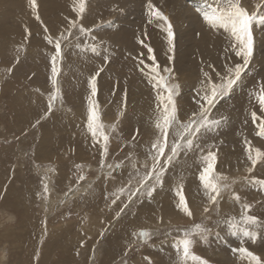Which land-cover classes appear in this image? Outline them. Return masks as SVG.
Segmentation results:
<instances>
[{
  "label": "bare ground",
  "instance_id": "obj_1",
  "mask_svg": "<svg viewBox=\"0 0 264 264\" xmlns=\"http://www.w3.org/2000/svg\"><path fill=\"white\" fill-rule=\"evenodd\" d=\"M21 1H20V3H21ZM142 1L143 0H91L89 2V4L87 3L86 12L83 16V18H85V19H83L81 21V24L83 25L84 28H88V29L92 28V26H94V23H95L94 19L97 16H100L102 12L106 14V12L109 10V12H108L109 17H107V18L112 19V22L109 23V25L103 24L104 26L99 27V29H100V30L98 29L99 31L98 30H93V31L91 30L93 34L90 35V37L92 39H95V40L99 39L100 43H102L106 47L104 50H97L96 53H93L88 48L86 50L77 49V47L73 48L70 51L71 55L67 56V62L65 65H68V66L71 65L70 67L80 66V67H82L81 70H86L87 66H89V68H90L92 66V64H94L96 66L101 65L103 67L104 66L106 67V65L110 63L108 65L109 67H107L108 69L104 70V72L102 74L103 78L97 79V85H100V86L102 85L103 87L100 89V92H98L97 95L94 97V99L96 100V102L99 105V111L101 113L102 122L106 126L105 128L107 129V131H109V129L111 130L112 125H117V126L119 125L123 128L130 125L129 127H134L133 130L137 129L139 131V135L141 132V134L144 133L143 135H145V136L137 137V138H135L136 140L134 139L135 142L133 143L132 151L131 152L125 151L126 158H120V156L117 155L118 153L115 152L119 148H116V147L113 148V146H112V149H110V151H111L112 155L118 156L120 158V160H122L123 169L121 168L122 170H121L120 174L118 175V177H115V178L108 179L106 177H102V175H101V178L96 179L99 182V183L96 182V184L95 183L91 184L90 183L91 181L89 180V177H88L89 181H87V182H89V184H91V189L89 191L90 193L88 192L89 194H87V196L84 198V201L87 202L88 205H82L83 206L82 208L86 209V211H87L89 208L88 206L91 205L93 201H95L96 199L100 200L96 197V195H100V192L102 193L103 197L107 198L106 200H104V199H102L101 196H99V197H101L100 203L103 204L104 206L99 207V209H100L99 212L90 213V211H87V212H84L83 215L81 214L82 217H80V219L78 221L81 225L76 230H74L75 228H72L73 223H71V222L70 223H64L61 225H60V223H58V224H55L54 226H51V229L54 232L59 231V233L58 234L54 233L51 236L50 244L53 246V248L51 247L52 249H50L49 247H47L46 249L43 248V249H45V250H43V252H44V258L42 260L43 262L47 263L48 261H50L51 258H54V256L56 255V251H59V254H58L59 256L61 253H65V250H63V249H66V245L72 244V246H76L77 243L79 244L81 239H83V238L86 241H91L92 239H94L96 236L99 235L100 227H102L106 221L107 222L110 221V223L112 222L109 225L114 227L117 231L120 230V229H118L120 227H117V226H119L118 223L120 224V222H118L119 218L116 219L117 217L116 218L113 217V215H114L113 213L116 210V208H118L120 206V204L123 203V201H124L122 195L120 196L121 193H119L118 191H120L121 188L127 189L126 192L128 190L131 191V189L128 188V185H129V183H131V185L133 187L135 183L129 182L128 177L131 178V177H133V175H136L138 173L139 174H141V172L144 173V171H145V169L143 167L144 163L150 162L147 159V158H150V156L147 155L148 147H151L152 143L154 142V140L158 136V131L154 127V118L155 117L150 116V111H151V113L152 112L155 113L154 109H155V104H156V90L153 88L152 84H150L149 86L146 85L149 82H148L147 76L144 74L145 72L148 71V68H146L145 65H151L152 64V61L149 59V56L154 55L156 63L158 65H161V67L162 66L165 67L167 64L170 63L169 66L171 67V69H173V75L175 77H178V81L181 85H182V83L196 84V89L192 91L193 92L192 97L189 98V99L193 100V102H192L193 105H190L191 104L190 103L188 107L187 106H181L180 102H182V101L177 102L178 114L180 115L181 112L184 111L185 114H188L190 116L193 112L198 111V105H197L198 103H196L195 100L199 99V97L197 96V92L199 90L197 88L201 89V86L199 84H201L202 80L204 79L203 73L208 72L211 77H214L213 80L216 81L218 78H217V75H214V74L219 73L220 75H225L227 67H234L237 63H242V58L236 56V54H235L236 50L232 47V45H233L232 38L227 33H225L222 29L221 30H213L212 28H210L204 22L202 16L200 15V12L197 11V10H201V11L210 10L212 7L208 4V2L210 0L208 2H206V1L203 2L200 0H151V3L153 5H155L156 8H158L161 12H163V14L165 16H167L169 21L171 22L173 32H174V36H175V39L173 41L174 47H173L172 51H169L170 46L168 44L167 33L161 27L163 22L157 21V20H155V18H153L152 23H149L148 22L149 21L148 10L146 11V9L144 7L145 3L142 4ZM18 2H19V0H0V11L7 14L6 12H8V10H10V9L13 10L12 9L13 7L18 8V5L20 4ZM73 2H74V0H42L39 2L40 4L38 3L39 4L38 7H40V10L38 8V14L40 16V20H38L39 32L38 33L36 32L35 34H31V33L29 34L30 36L27 38V44L29 43V47L30 46L34 47L37 45L38 48L44 47L46 49L47 53L45 55L53 56L55 54L53 44H49L46 37L50 36L49 31L51 32L54 30V28H52L54 25L58 24L60 27L63 28L67 24L66 22L68 20H71L72 18H74V15H72L74 13L73 12ZM98 3H101L102 5H104V7H102V6L99 7ZM212 3L215 4L216 0L212 1ZM244 3H246V0H244ZM254 3H256V2H254ZM259 3L261 4V2H259ZM147 4H146V6H147ZM24 5L25 4H22V8L20 10L22 12V13L20 12L22 14V16H18L19 17L18 20L21 21V18L24 15L27 16V18L31 17L32 22L30 19L26 18L27 20L24 19V23H28V26H31V25L34 26L36 21L33 19L34 15H33L32 7L29 8V6H28L27 10L24 11L23 8H26ZM65 6H66V8H65ZM244 6L246 7V9L250 13L252 12L250 9L247 8V4H244ZM121 8H125V10L127 11V14L120 15L121 13L119 11ZM134 9H137V11H135ZM170 9H171V15L169 16ZM260 11H261V9H260ZM26 12H28L29 14H27ZM11 13H14V10ZM15 13H16V10H15ZM46 17L48 19H46ZM1 19L2 18H0V23H1L0 29L2 27L6 28V29H2L0 31V38L1 39L7 40L11 36L13 37L16 35L15 36L16 40L17 39L21 40L23 37L26 36L25 33H24L25 34L24 35L23 32H20L19 30L16 31V30H11V29L7 28L8 26L5 25V23L6 22L8 23V21H6V18L2 19V21H1ZM12 19H13V16H12ZM98 23L99 24L97 26L101 25L100 22H98ZM164 27H166V25H164ZM45 28L47 29V32L45 31ZM253 34H254V38H255L254 39V54H253V57H252L249 65H248L247 69L245 70V73L243 74L242 77L243 78L244 77H258L263 82V80H264L263 79L264 78V24H261V25L260 24L258 25V23L255 24L253 27ZM52 38L55 41V38L53 36H52ZM141 41H143V44L141 43ZM93 43H94V46L97 47L99 42L97 43V41H95ZM7 45L8 44H6V47H7ZM100 45L101 44H99V46ZM145 45H147V47ZM148 47L152 48V50H153V52L151 54H149V52H148ZM133 49H139L138 54L134 53V52L130 53L131 50H133ZM32 50H35L36 54H37V55H35L36 59L32 60V64L37 63V68L40 71V73L38 72L39 76L37 77V81H39V79L41 80V77L44 80L45 79L44 78L45 73L43 71L44 69L42 70V68H44V67H42L43 59L40 58V55H38V52L35 48H32L29 51H32ZM124 50L126 52V54H124V55H126V57H128V58L130 57L129 59L131 60L133 65L135 64L134 66L135 67L137 66V68H135V70H137V69L139 70L138 74L133 72V70H130L131 68L127 67L126 64L120 65L119 62L115 61L120 65V67L116 66V68H114L115 67L114 65H113L114 67L113 66L110 67L111 61H106L108 59H106L107 57H105L104 55H111L112 57H115L116 60H121V56H123ZM42 52L43 51L41 50V53ZM50 59H51V57L49 58V60ZM10 60H13V59H10ZM142 60L144 62L143 64H141ZM32 64H31V66L33 67ZM25 66H26V64H25ZM24 68L22 70H20V73L18 71L17 74L19 76L28 77L29 73ZM76 68H74L73 71L76 70ZM48 70H50V69H48ZM90 70H91V68H90ZM90 70H88V71H90ZM14 73H15V71H14ZM36 73H37V71H36ZM50 74L52 75V73H50ZM64 74H66V73L64 72ZM134 75H135V77H145V78H143L144 81L143 80L142 81L145 82L146 84L142 83L140 81V84L137 83L136 85H133L134 80L132 81L131 77H134ZM1 76H2V74H1ZM4 76H7V75H4ZM73 76H76V74L75 75L73 74ZM79 76H80V74H79ZM96 77H98V76H96ZM111 77H113V80ZM33 78H35V77H33ZM50 78H51V76H50ZM79 78H81V77H79ZM0 79H2V78H0ZM244 79L238 84V86H236L234 88L235 90L233 89L235 91V94L238 93L237 91H238V89L241 88L240 86H243V85H241V83L243 84L245 82ZM67 80L69 83V79H67ZM246 80H247V78H246ZM6 81L8 82L9 80L6 79ZM6 81H5L4 85L1 84L2 90L4 91V92L3 91L1 92L2 93L1 96L4 97V98H1V100L2 101L8 100L9 103L8 102L6 103V101H4L5 103L3 102V104H5V107H8L10 109V114H13L12 117L14 118V121L16 122L15 118H17L18 120L23 119L22 121H25L24 119L26 117H28V119L30 120L33 117H34V119H37L39 116H41V114L44 111V108H43L44 104L40 103L42 93L39 94L40 91L38 93V91L36 89L31 88L30 86L26 85V83H28V82H25L26 80H24L23 78H19L18 81H21L23 90L21 89L22 90L21 92L16 91L17 93H14L15 96L12 97V95L9 94L11 92V90L9 89V91H7V89H8L7 86H9L10 82L6 83ZM46 81L48 82V80H46ZM72 82H74V81H72ZM14 83L15 82H13V85H14ZM34 83H36V85H37L38 82H34ZM40 83H43V81ZM86 83H87V81H86ZM250 83H252V82H250ZM50 84H52V83H50ZM115 85H116V87H115ZM11 86H12V83H11ZM40 86L42 87L43 85L41 84V85H39V87ZM74 86H76V85H74ZM1 87H0V89H1ZM88 87H90V85ZM63 88H64V86H63ZM63 88H61L62 92H64ZM16 89L18 90V88H16ZM86 89L88 91L87 87H86ZM53 91H55V90H53ZM53 91L51 92L52 94H53ZM257 91H258V89H257ZM184 93H186V92H184ZM60 94H61V92H60ZM68 94H67V96H68ZM250 94L252 96V93H250ZM44 96H45V94H44ZM103 96H105V97L101 101L99 99V97L102 99ZM148 97H150V100L146 101V99ZM188 97H187V99H188ZM67 98H69V97H67ZM74 98H77L76 101L74 100ZM90 98H93L91 95V92L86 93L84 96H78V95L72 94L70 101L68 100L69 101L68 104L69 103L71 104L72 109H71V107H67V109L70 108V109H68V111L71 110L73 112V117L71 114L70 115L68 114V116H66V118L68 117V119H67L69 121L68 123L71 124V128H69V127L63 128L64 126H62V129L63 130L65 129L66 131H60L59 133L57 131H55V133L50 134L49 130H48V132L44 133V135L42 136L43 138H41V136L39 138H36V137L31 138V136L34 134H32L29 139H27L28 137H25L26 135L25 136L23 135L24 136V137L22 136L23 138H21V136H19L21 138L19 140L21 142L20 144L26 143L28 145V146L23 145L25 147H29L32 143L38 145V147L35 151V155H33V158H32V160L34 162H37V163L41 162L43 164L50 163L51 165L53 164V168L52 167L51 168H52V170L54 168L56 169L55 172L57 174L58 188L61 190L68 189L70 187V185H72V181H71V174L72 173H71L70 168L72 167L71 166L72 162H75V160H73L71 163L66 164L63 162V159L69 158V161H70L71 157H75L77 159V162H78V160H81V161L85 160V159L90 160L91 158L98 159L100 157L98 150H102V147H101L102 142L101 143L94 142L92 137H91V134L88 132L87 126H86L87 125V116H88V101ZM228 98L230 99V97H228ZM99 100H100V102H98ZM253 100H250V101L252 102ZM63 103H65V102H63ZM141 103H146L149 111H140V112H138L140 114H138L137 117H135L133 114V111L139 110L136 107L138 105H140ZM234 103L236 104V102H234ZM239 103H241V101ZM245 104L246 103H244V105ZM253 104H254V102H253ZM64 106L66 107L65 104H64ZM244 108H246V107H244ZM45 109H46V107H45ZM125 110H126V114H125V116H123V112ZM217 111H219V109H217ZM248 111H250V110H248ZM23 112H25L26 114L23 115L22 114ZM214 112H216V111H214ZM33 114H36V115H33ZM43 114H46V112H44ZM248 114H251V113H248ZM55 115H56V113L54 112L52 116H55ZM60 117H59V119H60ZM14 121H13V123H14ZM48 121H49V119H48ZM46 122H47V120H46ZM36 123H40V122H36ZM51 123H53V122L51 121ZM60 123H62V121ZM14 124L18 125V123H14ZM14 124L11 127H14L15 126ZM28 124L30 125V123H28ZM31 126H32V124H31ZM11 127H8V128H10V131L12 130ZM18 127H20V126H18ZM39 127L41 130L42 124ZM44 128L47 129V127H44ZM120 128H118V129H120ZM51 129H55V128L52 127ZM125 129H126V131H129L128 127ZM14 130H15V128H14ZM43 130H45V129H43ZM22 131H24V130H22ZM257 132H258L257 122H255L254 126L249 125L248 129L246 130V135L244 136L245 140L243 139L241 141L244 148L242 150H239V152H236L234 155L230 154V152H227L226 154H224L223 158H220V160L216 164V171L223 174V175H226V176L227 175L228 176L233 175L234 176L233 178H235V176L238 177L239 180L238 181L236 180L237 184L235 183L236 186L234 187L233 192L238 193L241 196V200L243 203H249V204L253 203V204H255L254 206H258V207L262 205L261 209L264 210V189H262L260 187V185L254 183L253 181H255V180H252L254 176L257 177L256 179L264 180V163L257 164V166L252 171V173L248 172V168L251 166V162L247 159L246 141L253 142V143L257 144L258 145L257 148L260 149L261 151H264V141L261 140V138H258L261 136H258ZM60 133H61V135H62V133L64 135L68 134L70 137L65 138V139H63V138L62 139H55L54 137L58 138V136H60ZM28 135L29 134H27V136ZM49 135H51V136H49ZM111 138H113V137L111 136ZM240 138H241V136H240ZM171 140H172V138H171ZM111 142H109L110 147L112 145ZM115 144H117V143H115ZM74 145H75V149H72ZM201 145H202V143H201ZM230 145H233V143ZM21 148L24 149V147H21ZM237 148L240 149V147H237ZM17 150H18V148L16 149V151ZM16 151H14V152H16ZM126 152H128V153H126ZM198 152H201V151H198ZM9 153H11V152H9ZM27 153L28 152H26V154ZM7 155H8V153H7ZM108 156H109V152H108ZM108 156L106 158V161L109 160ZM2 157H0V158H2ZM182 158L183 157H181V159H178V161L179 160L180 161L176 163L177 165L179 164L178 166H176V169H179V170H180V168L185 169L181 175H185V177H187V178L179 177L177 179V181L171 182V185L168 183L164 184L163 185L164 188H161V187L157 188L156 193H154V195L151 198L142 200V202L139 203L138 206L136 204V201H139L142 199V197L139 198L140 197L139 195L134 197L132 202L128 204V207L126 209H129L133 204H134L133 208L136 209L139 206H140V208L137 211L136 216L132 218V221H130L131 217L128 218V222L130 223V226L127 227L126 234H128V232H130V235H131V232H132V234L134 235V233L137 232V230H141V229L154 230V229L159 228V226H163L166 224L172 225L174 223H178V222H182V221L188 222V224L192 220H199L200 221L202 218L205 217V216H202L205 213V211H204L205 207L212 208L215 206V208L217 209V211L219 213V218L221 220L216 221L215 223L212 224V226L214 228V230H213L214 233L212 232L213 234L211 233L212 235L209 238L211 241H213V243H215L217 245L218 248L215 247L216 250L213 248L212 249H210V248L204 249L206 247L205 246L204 248H202V250H204V251H201V255L199 256V254H197L198 251L195 250V247L197 244L196 243L193 251L199 257H201V258L205 257V258H203L204 260L209 259L211 262L213 261L214 264H248L247 260L242 259L240 257V255L236 256L235 258L234 257L228 258L227 253H225V248H227V246H226L227 243H223V241H222V238L224 236L226 237V242H227V240H229V243L232 242L231 239H236L237 237H239L238 236L239 233L237 235H232L231 231L228 230L227 227H226V229L228 230V233L224 232V229H222L221 225L227 224V222H226L227 218L236 217V216L238 217L240 215V212H241L240 204L236 203L233 200L232 196L228 193V195H224V194L222 195V198L220 199L218 205H210L207 197L204 194V190H203L201 183L199 181V178H198L200 171H198V170L188 171L187 168H184L185 163L187 164V161L185 158H184L185 161H183ZM26 159H27V157H26ZM7 160H6L7 163H5L6 167H8L11 163L10 162L9 165H7L8 164ZM2 161H4V160H2ZM133 165H135V167H133ZM20 167H21V165H20ZM48 167H50V166H48ZM0 168H1L0 170L2 172L6 171V168H4L2 166H0ZM39 168H40V166H39ZM137 169H139V172H137ZM89 170L91 171V169H89ZM41 171H42V169H41ZM83 171H86V170H83ZM169 172L170 173L173 172V166L171 169H169ZM50 173H52V172H50ZM13 175H15V173ZM19 176L21 178H23V171L20 170L18 172V174L15 175L16 178H18ZM137 176H139V175H137ZM3 177H5V176L3 175ZM9 179H11V177ZM3 180L0 179V184H1L0 189H2V190H3L4 186H7V183H5ZM43 181H45V179H43ZM13 182H15V181H13ZM84 182H86V181H84ZM180 183H182L183 187L185 188V190H183V194L185 195L187 202H188V205H189V207L193 213V216L191 218L186 216L183 212H181L177 208L178 197L176 196V188H177V185ZM8 185H9L8 189L5 187L7 189L8 193H6V196L3 197L2 201H1V205L3 207H7V208L12 209L17 215L22 216V218H21V221H19L17 223L18 225L17 224H16L17 226L15 225L16 227H13L14 224L10 225V223L7 222V224L5 223L6 225L4 227V230H2L0 228L3 231V232H0V249L1 248L5 249V247L2 246L3 243L1 242V240L7 239L4 241V244H5V242H7L9 239H12L14 237V234H15L14 231L16 228H17V230L18 229L22 230L26 227V225H28L30 223H35V219H32L29 217L31 215L29 210L33 208L34 200H36L37 193L39 190H37V188L35 187L34 184L27 182V180L24 181L20 187H16L17 189L14 188L15 186L13 187V184H11V182ZM101 185L105 188L102 189ZM84 186H86V184H83V186L74 185L72 187V189H74L78 192V191H82ZM166 189L167 190L171 189L172 194L166 195V192H167ZM169 190H168V193H169ZM4 192H5V190H4ZM58 195H60V194H58ZM113 201H115V203H113ZM50 202H51V200H50ZM52 202H54L53 199H52ZM45 203H47L46 200H45ZM67 203L65 205H67ZM46 205H45V207H46ZM98 205H100V204H98ZM75 212H77V211H75ZM4 213H6V212H4ZM208 213L206 214V216H208ZM8 221H10V220H8ZM206 221H207V219H206ZM67 222H69V221H67ZM73 222H75V221H73ZM56 225H59V226H56ZM174 226H175V224H174ZM43 230H45V229H43ZM133 230L135 231L134 233H133ZM117 231H115V232H117ZM16 232H18V231H16ZM20 233L19 232L17 233V237L19 238V240L21 239V237L18 236V234H20ZM25 233H26V231L24 232V234ZM40 236H42L41 230L39 233V237ZM116 236H119V234ZM40 238L38 241H40ZM171 238L167 242L161 244L163 246L162 248H165V249L168 248L169 253L176 251L175 242H176V240H178V238L177 239H174L173 237H171ZM227 238H229V239H227ZM131 240L129 238L127 243L129 244L131 242ZM114 242H115V240H114ZM40 243H41V241H40ZM117 243L122 244V242H117ZM213 243H212V246H210V247L214 246ZM104 244H105V241H104ZM121 244H119V245L121 246ZM96 245L100 246L99 244H96ZM153 245H155V244H153ZM239 245L240 244H238V246ZM103 246H105V245H103ZM128 247H129V245H128ZM27 248H29V252H32L33 256L40 255L39 251H34L35 250L34 245H28ZM117 248H118V246H117ZM162 248H160V249H162ZM108 249H110V248H108ZM108 249H106V250L108 251ZM248 249L250 251L254 252L256 255L260 256L261 259H264V251L258 250L252 246H249ZM78 250H80V249H78ZM147 250L150 252V248H148ZM151 250H153V249H151ZM6 251H7V249H6ZM118 251H119V249H118ZM159 252H161V251H159ZM103 253H105V252H103ZM150 253L143 252L142 255H144V256H142L141 254H140L141 256H139V255H137V256L140 257L141 259L144 258V260L145 259L147 260L146 257ZM154 254H156V253H154ZM230 254L232 255V251L229 253V255ZM156 255H158V254H156ZM122 256H124V255H122ZM112 257H114V255H110V252H109L108 256L105 258L104 262L109 264L108 263L109 259ZM138 257H137V260L130 262V264L138 263L140 261L138 259ZM155 258H157V257H155ZM164 259H166V258H164ZM56 260H58L60 264H62V262L64 263V258H62V260H61V258L59 257ZM121 261L122 260H120V262ZM28 262L29 261L27 258V260L25 261V264H27ZM43 262H41V263H43ZM140 262L142 263V261H140ZM151 264H153V263H151ZM173 264H179V256L177 257V262H173Z\"/></svg>",
  "mask_w": 264,
  "mask_h": 264
},
{
  "label": "rangeland",
  "instance_id": "obj_2",
  "mask_svg": "<svg viewBox=\"0 0 264 264\" xmlns=\"http://www.w3.org/2000/svg\"><path fill=\"white\" fill-rule=\"evenodd\" d=\"M20 1L21 0H19L18 3H20ZM40 1H42V0H37V4ZM90 1L91 0H86V7H87V3L89 4ZM200 1H203V2L206 1V2H208L209 0H200ZM212 1H214V0H210L208 2V4L210 6H212V7L216 6V3L213 4ZM253 1L256 2V3H254ZM258 1L261 2V4ZM148 2H149V0H143L142 1V4L145 3L144 4V7H145L146 11L148 10L147 9V6H146V4ZM22 4H25L24 6L26 7V8H23L24 11L27 10L28 6H29V8L31 7V4H30L29 0H22L21 3L18 5V8L17 7H13L12 8L14 10V13H11L13 11L11 9L8 10V12H6L7 14L3 13L2 11H0V18H2V19L6 18V21H8V23L7 22L5 23V25L8 26L7 28H9L11 30H16V31L19 30L20 32H23V34L24 33L26 34V36L23 37L21 40H18V39L16 40V38H15L16 35L13 36V37L11 36L9 39H7L8 41L7 40H3V39L0 38V78H2V79H0V87H1V84L4 85L6 79L9 80L8 82H10V84H9V86H7L8 87L7 91H9V89H10L11 92L9 94L12 95V97H14L15 96L14 93H17L16 91L21 92L23 90L21 81H18L19 78H23L24 80H26L25 82H28V83H26V85L30 86L31 88L36 89L38 91V93L40 91L39 94L42 93L41 94V102L40 103L41 104H44V106L46 105L45 106L46 109L43 106V108H44L43 113L46 112V114H43L42 113L43 115L41 114V116H39L37 119H34V117H33L32 119L29 120L28 117H26L24 119L25 121H22L23 119L22 120L21 119L18 120L17 118H15V120H16V122H15L14 121V118L12 117L13 114H10V109L8 107H5V104H3L4 101H6V103H7L8 100H3V101L1 100V98H4V97L1 96L2 95L1 92L3 91L2 90V87H1V89H0V104H1L0 105V154L1 155H0V157H2V156L3 157L0 158V166L6 168V171H3L2 172L0 170V179H2V180L4 179L3 181L5 183H7V186H4V187L2 186L3 187V190L0 189V228L2 230H4V227L7 224V222L10 223V225L14 224L13 227H16L18 225L17 223L19 221H21V218H22V216L17 215L12 209L7 208V207H3L1 205V201H2L3 197L6 196V193H8L7 192V189L9 188V185L8 184H10V182H11V184H13V187L15 186L14 188H16V187H20L23 184V182L27 180V182L34 184L35 187L37 188V190H39V191L37 193L36 200H34L33 208L29 210V212L31 214L29 217L32 218V219H35V223H30V224L26 225L27 228L25 227L24 229H22L23 231L21 229H18L17 230V228H16L15 231H14V233L16 235L14 234V237L12 239H9L7 242H5V244H4V241L7 240V239H2L1 240V242L3 243L2 246H4L5 249H3V248L0 249V264H25V261L27 260V258H28V261H29L27 264H60L59 261L56 260L59 257L61 258V260H62V258H64V263L62 262V264H107L104 261H105V258L108 256V253L109 252H110V255H114V257L110 258L111 260L109 259V262H108L109 264H130V262H133V261L137 260V257H138L137 255L141 256L143 254V252H148V253L151 252L152 254L150 253L146 257L147 260L146 259L144 260V258L141 259L140 257H138V259L140 261H142V263L139 261L138 263H135V264H151V263H153V264H165V263L166 264H173V262H177V257L179 256L178 253L176 251H173L174 252V253L172 252L173 254L171 252L169 253L168 252L169 251L168 248L167 249L162 248L163 246L161 244H163V243L167 242L168 240H170L171 237H173L174 239H177V238L180 239L181 236H182L183 230L190 228L191 226L195 225L196 223L197 224H203L206 228L209 229V232H210V233L208 232L209 234L207 233L206 239H197V242H196L197 243L196 244V247L197 248L195 247V250L198 251L197 254H199V256H200L201 255V251H204V250H202V248H204L205 246L206 247L204 249H207V248L208 249L209 248L210 249H212V248L215 249V247L218 248L217 245L215 243H213V241H211L210 238H209L214 233V231H213L214 228H213L212 224L215 223L216 221L221 220L219 218V213H218L217 209L215 208V206L212 207V208H210V211H208L209 213L208 212H205L202 215V216H205V217L202 218L200 221L199 220H192L189 224H188V222H183L182 221V222L174 223L175 226H174V224H172V225L166 224V225H163V226H159V228L154 229V230H149L148 229V231L151 233V236H150L149 240L147 241V243H144L143 241L137 240L136 238H134V235L132 234V232H131V235H130V232H128V234H126L127 227L130 226V223L128 222V218L131 217L130 221H132V218L136 216L137 211L140 208V206L137 207L136 209L133 208L134 204L129 209L124 208V204L125 203H128V193L130 191V190H128L127 192L125 191L123 194H120V196L122 195L124 201H123V203H121L122 205L120 204V206L118 208H116V210L113 213L114 214L113 215L114 218H116V217H117L116 219L119 218L118 222H120V224L118 223L119 226H117V227H120V228H118L120 230L117 231L114 227H112V226L109 225L112 222L110 223V221H108V222L106 221L105 224L102 227H100L99 235L96 236L91 241H86L83 238V239H81V241H80L79 244L77 243L76 246H72V244L66 245V249H63V250H65V253H61L60 256L58 255L59 254V251H56V255L54 256V258H51L50 261H48L47 263L42 261L43 258H44V252H43V250H45L47 247H49L50 249L53 248V246L50 244V242H51V236L54 233L55 234H58L59 233V231H55L54 232L51 229V226H54L55 224H58V223H60V225H61V224H64V223H70L71 222V223H73L72 224V228H75L74 230H76L81 225L78 221H79L80 217H82V215L84 214V212H87V211H90V213H92V212L93 213L99 212V210H100L99 207H103L104 206L103 204L100 203L101 197L104 200L107 199L106 197H103L102 196V193L100 191H99L100 192V195H96V197L98 199H100V200H97L96 199L95 201H93L92 204L88 206L90 209L88 208L87 211H86V209H83L82 208L83 207L82 205H88L87 202L84 201V198L87 196V194L90 193L89 191L91 189V184L92 183H95L96 184V182H98L96 179L101 178V175H102V177H106L108 179L118 177V175L120 174V172L123 169V167L121 166V167L117 168V167H115V165L116 164L122 165V160H120V158H126L125 151L131 152L132 149H133V147H132L133 146V143L136 140L135 138H137V137H143L145 135H143L144 133L141 134V132H140V135H139V131L137 129L136 130H133L134 127H129L130 125H128V126L125 127V128L128 127L129 128V131H126L125 128H123V127H121L119 125L118 126L116 125V131H114V132L111 131L110 129H109V131H107V129L105 128V131H107L109 133V135L111 134L110 135V142L112 141L111 142V144H112L111 147L109 145V148H108V152H109L108 159L109 160L106 161V158L103 156L102 150H98L99 151V156H100L98 159L91 158L90 160L89 159H85V160H82V161L81 160H78V162H77V159L75 157H71L70 158V161H69V158L68 159H63V162L66 163V164H69L73 160H75V162H72V164H71L72 167L70 168L71 169V173H72L71 174L72 185H70V187L68 189L61 190V189L58 188L57 174L55 172L56 169L54 168L52 170L53 164L52 165L50 163L43 164L41 162H38L37 163V162H34L32 160L33 155H35V151H36L38 145L32 143L29 147H25L23 145H27V144L26 143L25 144L24 143L23 144H20L21 142L19 140L21 138H23L25 135H26L25 137H28L27 139H29L32 134H34V135H32L31 138L32 137L39 138L40 136H41V138H43L42 136L44 135V133L48 132V130H49V133L50 134L55 133V131H57L58 133L60 131H66L65 129L64 130L62 129V126H64L63 128H68V127L71 128V124L68 123L69 122L67 120L68 117L66 118V116H68V114L69 115L71 114L72 117H73V112L71 110L68 111V109H70V108L67 109V107H71V104L70 103L68 104V102L70 101V98L72 97V94L78 95V96H84L86 93L91 92V86L88 87L90 85L91 78L93 76H96L97 72H99V75H98V77H96V80L99 79V78L102 79L103 78L102 77V74H103L104 70L108 69L107 67H109L108 65L110 63L107 64L106 67L105 66L103 67L101 65H97L96 66V65L92 64V66L90 67L91 70H90L89 66H87V69L86 70H81L82 67H80V66L70 67L71 65H69V66L68 65H65L66 62H67V56L68 55H71L70 51L73 48H76V47H77V49L86 50L88 48V49L91 50V47L94 46V43L93 42H95V41H97V43L99 42L98 43V46L96 47L97 50H104L106 46H104L102 43H100V40L99 39H97V40L92 39L90 37V35L93 34L92 33L93 30H98L99 27L104 26L106 24L109 25V23L112 22V19L107 18V17H109L108 16L109 10L106 8L108 10V11L106 10L107 11L106 14L103 13V12H102L103 13L102 14L100 12L101 15L100 16H97L94 19V21H95L94 26H92V28H90V29L85 28V29L89 30V32L91 30L92 31L89 34H85V33H82V32L79 31V27L80 26H83L81 24V21L83 19H85V18H83V16H84L85 13L83 14L82 17H77L76 14L73 13L72 15H74V18H72V19L76 20L77 28H74V29L73 28H70L69 27V23H68L69 20H68L66 22L67 24L65 25V27L62 28V27H60L57 24V25H54L52 27V28H54L53 31H51V32L49 31L50 36L51 37L53 36L55 38V40L56 39H60L61 34H64L65 36H68V32H71V35L68 36V39L67 40H62L61 41V43H62V56H63L64 59H62L61 61L58 62V66H59V69H60V74H59V77H58V82H59L58 83V87H59L60 92H61L60 98H58L56 100L57 102L55 101L56 103L55 102H54L55 104L53 103V107L51 109H49V106H48L49 105V97L52 95L51 92L53 90H55L54 86L52 84H50L51 83L50 82L51 81L50 76H52L50 74V73H52L51 72L52 63H51V59L49 60V58L52 57V56L45 55L47 53V51H46V49L44 47L38 48L37 45L34 46V47H31V46L29 47V43L27 44V38L30 36L29 34L30 33L31 34H35L36 32L38 33L39 32V30H38L39 27H38V20L35 18V13L34 12H33V15H34V18L33 19L36 21V23L34 24V26H32V25L31 26H28V23H24V19L27 18V16H25V15L22 18L20 17L21 18V21L18 20L19 19L18 16H22V14H21L22 12L20 11L21 8H22ZM39 4H38V6H39ZM244 4H247V8L250 9L252 12L257 11V9H256L257 6H260L261 7L260 8L261 9V12H264V0H257V1L256 0H252V1L251 0H246V3H244V0H241V5L244 8H246L244 6ZM98 6L99 7H101V6L104 7V5H102L101 3H98ZM38 8L40 10V7H38ZM65 8H66V6H65ZM15 10H16V13L17 14L15 13ZM134 10L137 11V9H134ZM28 12H26V13L29 14ZM85 12H86V10H85ZM119 12L121 13L120 15L127 14V11L125 10V8H121ZM170 15H171V9H170L169 16ZM12 16H13V19H12ZM2 19H1V21H2ZM27 19H30L31 22H32L31 17H28ZM46 19H48V18L46 17ZM98 22H100L101 25L97 26L99 24ZM258 25H259V23H258ZM0 26H1V23H0ZM2 29H6V28H3L2 27L0 29V31ZM66 29H67V31H66ZM253 36H254V34H253ZM6 44H8L7 47H6ZM99 44H101V45L99 46ZM32 48H35L37 50V52H38V55H40V58L43 59L42 67H44V68H42V70L44 69L43 71L45 73V76H44V78H45L44 80L45 81L41 77V80L43 81V83H40V82H42L40 79H39V81H37V77L39 76L38 74L40 73V71L37 68V63H33L32 64V60L36 59L35 58V55H37L35 50L29 51ZM41 50L43 51L42 53H41ZM54 51H55V49H54ZM138 51H139V49H133V50H131L130 53L134 52V53H137L138 54ZM124 54H126L125 50L123 52V56H121V60H116V58L115 57H112L111 55H104V56L107 57L106 59H108L106 61H111L110 67L114 65L115 67L114 66L113 67L116 68V66L117 67H120L121 64H126L127 67L131 68L130 70H133V72H135L136 74H138L139 70L138 69L135 70V68H137V66L135 67L134 66L135 64L133 65V63L129 59L130 57L128 58ZM10 59H13V60H10ZM115 61L119 62L120 65L117 62H115ZM25 64H26V66H25ZM31 64L33 65V67L31 66ZM169 64H167L165 67H163V66L161 67V65H159L162 74H165L162 71L163 68L164 69L165 68H171L169 66ZM100 67L101 68H104L102 72L100 71V69H101ZM23 68L26 69L27 72L29 73V76L28 77L19 76L17 74V72L19 71V73H20V70H22ZM74 68H76V70H74L75 72L73 71ZM48 69H50V70H48ZM88 70H90V71H88ZM14 71H15V73H14ZM36 71H37V73H36ZM64 72L66 74H64ZM1 74H2V76H1ZM73 74L74 75L76 74V76H73ZM79 74H80V76H79ZM4 75H7V76H4ZM214 75H216V74H214ZM33 77H35V78H33ZM79 77H81V78H79ZM111 78L113 80V77H111ZM143 78H145V77H135V75H134V77H131L132 81L134 80L133 81V85H136L137 83L140 84V81L142 83H145V82H143L144 81ZM244 78L243 79H244L245 82L243 84L241 83V85H243V86H240L241 88L239 87L240 89H238V91H237L238 93L236 92L237 94H235V91H234L235 89L232 90V93H230L229 95H227L226 97H224L223 99H221L216 104V106L213 108V110H212V114H211L212 115V118L217 119V120H221L222 121V126L219 129H217V130H215L213 132H209V133L203 134L202 137L199 140L200 143H199V148L198 149L193 150L192 152H187V153H183L182 152L180 154V156L178 157V159H181V157H183L182 158L183 161H185V159H186L187 164L185 163V166L186 167L184 166V168H187L188 171H191V170H198V171H200L201 170V164L199 162V157H200L201 152H198V151H201L202 150L204 152V154L207 153V151L209 150V148L212 151H216L217 152V163H218V161L220 160V158H223L224 154H226L227 152H230V154H233L234 155L236 152H239V150H242L244 148V146L241 143V141L243 139L245 140L244 136L246 135V130L248 129L249 125H253V126L255 125V122L251 118V114H248V113H252L253 111H255L259 115V109H258L259 108V104H258L257 100L255 99V96L254 95L251 96L250 93H252V94L253 93H258L260 87L262 85H264V80L262 82V80L259 79L258 77H244ZM246 78H247V80H246ZM67 79H69V83H68V80ZM212 79H214V77H212ZM46 80H48V82ZM72 81H74V82H72ZM86 81H87V83H86ZM202 81H204V79ZM8 82L6 81V83H8ZM13 82H15L14 85H13ZM34 82H38L37 83L38 86ZM174 82L175 83H178L179 85H181L179 83V81H178V77H175V81ZM250 82H252V83H250ZM11 83H12V86H11ZM41 84L43 86L42 87L41 86L39 87V85H41ZM86 84L87 85L89 84V85L87 86ZM62 85L64 86V88H63ZM74 85H76V86H74ZM146 85L149 86L150 83H148ZM199 85L202 88V83L199 84ZM15 87L18 88V90ZM86 87L88 88V91H87ZM102 87H103L102 85L101 86L100 85H97V93L100 92V89ZM115 87H116V85H115ZM61 88H63V91L64 92H62V89ZM195 89H196V84L182 83V85L180 86V94H179V96L176 97V103L182 101V102H180L181 103V106H187L188 107L190 103H191L190 105H193V103H192L193 100L192 99H189V98L192 97V93H193L192 91L195 90ZM197 89L198 90H201L200 88H197ZM257 89H258V91H257ZM54 92L55 91H53V94H54ZM184 92H186V93H184ZM44 94H45V96H44ZM67 94H68V96H67ZM67 97H69V98H67ZM104 97L105 96H103L102 99L99 97V99L102 101L104 99ZM187 97H188V99H187ZM228 97H230V99ZM76 99L77 98H74L75 101H76ZM100 100L98 102H100ZM147 100L149 101L150 100V97H148L146 99V101ZM198 100L199 99L195 100L196 103H198L197 102ZM250 100H253V101L251 102ZM240 101H241V103H239ZM63 102H65V103H63ZM234 102H236V104ZM253 102H254V104H253ZM244 103H246V104L244 105ZM64 104L66 105V107L64 106ZM244 107H246V108H244ZM136 108H138L139 110H137V111L134 110L133 111V114H134L135 117H137V115L140 114V113H138L140 111H149L146 103H141ZM71 109H72V107H71ZM217 109H219V111H217ZM248 110H250V111H248ZM53 111L56 113L55 116H52L53 113H54ZM214 111H216V112H214ZM22 114L25 115L26 113L23 112ZM125 114H126V110L123 112V116H125ZM33 115H36V114H33ZM150 116H154L155 117V113H153V112L151 113V111H150ZM178 116H179V119L181 121H187L188 118L190 117V115L185 114L184 111H182L180 115L178 114ZM59 117H60V119H59ZM48 119H49V121H48ZM46 120H47V122H46ZM50 120L53 123H51ZM13 121H14V123H18V125L17 124L15 125L13 123ZM61 121H62V123H60ZM36 122H40V123H36ZM28 123H30V125ZM13 124L15 126L14 127H11ZM31 124H32V126H31ZM41 124H42V128L40 130V127L39 126ZM18 126H20L21 128L18 127ZM8 127H11L12 130L10 131V128H8ZM44 127H47V129L44 128ZM52 127L55 128V129H51ZM14 128H15V130H14ZM118 128H120V129H118ZM43 129H45V130H43ZM22 130H24V131H22ZM27 134H29V135L27 136ZM19 136H21V138ZM49 136H51V135H49ZM111 136L113 138H111ZM240 136H241V138H240ZM68 137H70L68 134H65L64 135L62 133V135H61V133H60V136H58V138H56V137H54V138L55 139H62V138L65 139V138H68ZM171 138H172V133L170 131L169 144H171V141H172ZM258 138H261V140L264 141V137H258ZM115 143H117V144H115ZM201 143H202V145H201ZM232 143H233V145H230ZM213 145H215L214 148L212 147ZM251 145L253 146L254 149H256L257 146H258L257 144H255L253 142H251ZM112 146H113V148H115V147L116 148H119L115 152L118 153L117 155H119L120 158L118 156L112 155V153L110 151V149H112ZM21 147H24V149H22ZM237 147H240V149L237 148ZM17 148H18L19 151L18 150L16 151ZM72 149H75V145L73 146ZM150 149H151V147H148L147 155H149V156H150ZM14 151H16V152H14ZM9 152H11V153H9ZM26 152H28V153L26 154ZM7 153H8V155H7ZM126 153H128V152H126ZM19 154L20 155L22 154V155L20 156ZM26 157H27V159H26ZM5 159L8 161V164L7 165H9V163L11 162L8 167H6V164L5 163H7V162H6ZM147 159L150 161V162H148L150 164L151 163L150 158H147ZM178 159H176L174 161L175 163L173 162L167 168L166 172L167 171L168 172L167 173L165 172L163 185L166 184V183H168V184L171 185V182L177 181V179L179 177H181V178L182 177L187 178V177H185V175H181L182 172L185 169H182V168H180V170L179 169H176V166L179 165V164L177 165L176 163L180 161V160L178 161ZM2 160H4V161H2ZM20 165H21V167H20ZM47 165L50 166V167H48ZM77 165H81L82 167L81 168H78V167H76ZM110 165L112 167H109ZM39 166H40V168H39ZM172 166H173V172L170 173L169 172V169H171ZM41 169H42V171H41ZM82 169L83 170H86V171H83ZM89 169H91V171ZM20 170L23 171V178H21L20 176L18 178H16L15 175H17ZM50 172H52V173H50ZM14 173H15V175H13ZM2 174L6 178L3 177ZM143 174L144 173L141 172V174L138 173L136 175H133V177H131V178L128 177V181L129 182H134L135 183L134 186H133V188L136 186V180L139 179V177L142 176ZM81 175L84 176L85 179L81 180L80 179V176ZM137 175H139V176H137ZM10 177H11V179H9ZM88 177H89V180L91 181L90 182L91 184H89V182H87V181H89L88 180ZM228 177H229L230 182L231 181H235V183L237 184V181L239 180L238 177L235 176V178H233L234 177L233 175H229ZM256 178L257 177L254 176L252 180H259V179H256ZM43 179H45L46 182L43 181ZM13 181H15L16 183L13 182ZM84 181H86V182H84ZM235 183H232L231 190H229L228 192H225L223 194L224 195H228V193L230 194V192H233L234 187L236 186ZM44 184H47L48 185L49 193H44V191H43ZM83 184H86V186H84V188H83L82 191H78L77 192L76 190L72 189V187L74 185H76V186H83ZM163 185L162 186H159V187L157 186V188H160V187L161 188H164ZM104 188L105 187L102 186V189H104ZM157 188H156V191H157ZM4 190H5V192H4ZM168 190L166 192V195L172 194L171 189L169 190V193H168ZM183 190H185L184 187H183ZM156 191L154 193H156ZM118 192L120 193V191H118ZM154 193L152 194V196L154 195ZM58 194H60V195H58ZM99 196H101V197H99ZM139 196H140L139 198L142 197V199L139 200V201H136L137 206L139 205V203L142 202V200L149 199V198L152 197V196L151 197H148L147 195H139ZM45 197H47V198H45ZM51 198L53 199L54 202H52V199ZM45 200H46L47 203H45ZM50 200H51V202H50ZM66 203H67V205H65ZM98 204H100V205H98ZM45 205H46V207H45ZM251 205L253 206V208H252L253 209L252 210V214H254L255 216H257L261 221H264V210L261 209L262 205L259 206V207L258 206H254L255 204H253V203H251ZM121 209H123V211H121ZM75 211H77V212H75ZM4 212H6V213H4ZM207 213H208V216H206ZM237 218H239V216ZM206 219H207V221H206ZM8 220H10L11 222L8 221ZM67 221H69V222H67ZM73 221H75V222H73ZM56 226H59V225H56ZM221 226H222V229H224V232L228 233V230H229L228 224H223ZM226 227L228 228V230L226 229ZM1 229H0V232H3ZM43 229H45L46 231L43 230ZM40 230H41V235H42V236H40L41 238L39 237ZM254 230L258 233V239L255 242H252L251 240H248L246 237H243L241 234H239L238 235L239 237H237L236 239H231L232 242H230V243H229V240H227V242H226V237L225 236L222 238L223 243H227L226 244L227 248L228 247L230 248V249L229 248L228 249L225 248V253H227L228 258H233V257L235 258L236 256L240 255L238 252H234L233 251V249H237L240 246L241 247H247V248L249 246H252V247H254V248L258 249V250L264 251V228H256ZM16 231H18L19 233L21 232L20 234H18V236L21 237L20 240L17 237V233L18 232H16ZM25 231H26V233L24 234ZM115 231H117V232H115ZM138 231L139 230H137V232ZM134 232L135 231L133 230V233ZM137 232H135V233H137ZM118 234H119L120 237L119 236H116ZM39 238H40L41 243H40V241H38ZM127 238L128 239L130 238V240L132 239L129 244L127 243V241H128ZM227 239H229V238H227ZM114 240H115V242H114ZM104 241H105V244H104ZM117 242H122V244L121 243H117ZM212 243L214 244V246L213 247H210V246H212ZM96 244H99L100 246H97ZM119 244H121V246ZM153 244H155V245H153ZM238 244H240V245L238 246ZM28 245H34L35 246V250L34 251H39V254L40 255L33 256L32 252H29V248H27ZM103 245H105V246H103ZM128 245H129V247H128ZM117 246H118V248H117ZM43 248H45V249H43ZM108 248H110L111 250L108 249ZM148 248H150V252L147 250ZM160 248H162V249H160ZM6 249H7V251H6ZM78 249H80V250H78ZM106 249H108V251ZM118 249H119L120 252L118 251ZM151 249H153V250H151ZM159 251H161V252H159ZM231 251H232V255L231 254L229 255V253ZM103 252H105V253H103ZM154 253H156L158 255H156ZM122 255H124V256H122ZM142 256H144V255H142ZM154 256L157 257V258H155ZM164 258H166V259H164ZM203 258H205V257H203ZM120 260H122V261L120 262ZM41 262H43V263H41ZM207 262H208V264H214L213 261L211 262L209 259H207Z\"/></svg>",
  "mask_w": 264,
  "mask_h": 264
},
{
  "label": "snow or ice",
  "instance_id": "obj_3",
  "mask_svg": "<svg viewBox=\"0 0 264 264\" xmlns=\"http://www.w3.org/2000/svg\"><path fill=\"white\" fill-rule=\"evenodd\" d=\"M32 10L35 13V18L40 20L38 14L37 0H29ZM149 23H152L153 18L157 21H162L161 27L167 33L169 51L173 50L175 39L173 28L168 17L163 14L149 0L147 4ZM86 10V0H74L73 12L77 17H82ZM204 22L213 30H223L233 40L232 47L236 50L235 54L242 58V63H237L234 67H227L226 74L220 75L217 73V80L214 81L208 72H204V81L202 88L197 92L198 111L193 112L187 121H181L178 116V108L176 97L180 94V85L175 83L173 69L165 68L163 73L159 65L155 61V56L150 55L151 65H145L148 71L144 74L148 78V82L152 84L156 90L155 118L154 127L158 131V136L154 140L150 149L151 163H144V174L136 180V186L133 188L129 183L128 188L131 189L128 193V203H131L133 198L138 195H147L151 197L156 191L157 186H162L164 175L167 168L180 156V154L192 152L199 148V140L203 134L213 132L222 126V121L212 118V110L216 104L229 95L232 90L238 86L242 80V76L247 69L253 54H254V36L253 27L255 24H264V12L260 11V6H257V11L250 13L241 5V0H216V6L211 7L208 11H201ZM69 27L76 28V20H69ZM166 25V27H164ZM47 32V29L45 28ZM67 31V29H66ZM79 31L89 34V30L83 26L79 27ZM71 32H68V36ZM68 36L61 34L60 39L55 41L51 36L46 39L49 44H53L55 54L51 57L52 76L51 83L55 88L54 94L49 97V109L53 107V103L60 98V89L58 87V76L60 69L58 62L63 59L62 56V40H67ZM143 44V41H141ZM147 47V45H145ZM93 53L97 52L96 46L91 47ZM148 52H153L152 48L148 47ZM143 60L141 64H143ZM103 71V68L100 69ZM99 75L97 72L96 76ZM93 76L90 80L91 95L88 101V116L87 130L91 134L94 142L101 143L102 153L105 158L108 156V148L110 135L105 131V125L102 122L99 105L94 99L97 95V80ZM259 104V115L253 111L251 118L257 122V135L264 137V85L259 89L258 93H253ZM111 131H116V125L111 126ZM172 133V141L169 144V134ZM247 144V159L251 162L248 172L252 173L257 164L264 163V151L254 149L251 142ZM213 148L215 145L212 146ZM201 170L199 172V181L204 190V194L210 205H218L223 193L231 189L232 183L235 181L229 180V177L216 171L217 153L209 149L206 154L201 150L199 157ZM122 165L116 164L119 168ZM81 168V165H77ZM109 167H112L111 165ZM135 167V165H133ZM139 172V169H137ZM80 179H85L80 176ZM254 183L260 185L264 189V180H255ZM127 189L121 188L120 193L123 194ZM44 193L49 192L47 184H44ZM233 200L240 204L241 212L239 218L229 217L226 222L232 235L241 234L248 240L255 242L258 239L256 228H264V221H261L257 216L252 214L253 206L249 203H243L241 196L238 193L230 192ZM176 196L178 197L177 208L186 216H193L187 199L183 194V184L180 183L176 188ZM47 198V197H45ZM115 203V201H113ZM128 203L124 204V208L128 207ZM123 211V209H121ZM205 212L210 211L209 207H205ZM209 229L203 224H195L188 229L183 230L180 239L175 242V249L179 255V264H208L207 260L197 256L193 249L197 239H206V234ZM151 233L148 230L141 229L134 233V237L145 243L149 240ZM238 252L242 259L247 260L248 264H264V259L250 251L247 247H239L233 249Z\"/></svg>",
  "mask_w": 264,
  "mask_h": 264
}]
</instances>
